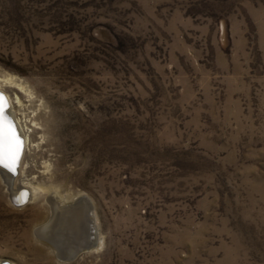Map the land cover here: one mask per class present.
<instances>
[{
	"label": "rangeland",
	"instance_id": "1",
	"mask_svg": "<svg viewBox=\"0 0 264 264\" xmlns=\"http://www.w3.org/2000/svg\"><path fill=\"white\" fill-rule=\"evenodd\" d=\"M0 82L43 189L0 178V263L264 264V0H0ZM57 194L96 215L71 261Z\"/></svg>",
	"mask_w": 264,
	"mask_h": 264
},
{
	"label": "bare ground",
	"instance_id": "2",
	"mask_svg": "<svg viewBox=\"0 0 264 264\" xmlns=\"http://www.w3.org/2000/svg\"><path fill=\"white\" fill-rule=\"evenodd\" d=\"M0 90L5 92L4 89L2 88L1 82H0ZM7 96L9 97L10 104H11V107H10L11 117L15 120L17 124V128L21 131V134L24 136V139H25L24 149H25L29 141L28 136L25 135V133L23 132V128L21 127L22 125L17 120L18 118L15 119L16 116L14 117L13 106H12L13 104L11 102L10 96L8 94ZM20 165H21V162H20ZM18 171H20V168L18 169ZM16 176H14L13 174L9 173L7 170L0 167V178L2 182L5 185H7L8 188L10 189L12 198H15L14 201L18 202L19 204H22V199L27 198L28 194H29L28 200L29 199L36 200L41 196V192H43V189L41 186L39 185L33 186V184L30 183V186H32V192H31L29 191L27 187L21 186L20 184H17V182H15ZM65 197H60L58 194L56 196L50 195V198L53 199V200H50L49 198L50 203L52 204L51 211H50L52 216L50 215L51 219L49 223L46 224L47 227H49V230L46 232V235L44 234L47 240H49L52 243V245L56 247V249H58L56 250L58 253H59V250L63 254L64 253L67 254L71 252L72 250L71 246L75 245L76 243L78 244L80 240L85 239L87 237L86 235H89L90 233L89 223L87 226V222L85 220V215H87L90 218H92L94 222L93 230H92V237H93L92 247H96L97 243L99 242L98 228H97V224L95 221L96 215L93 211L94 207L89 201L90 199L88 198L89 199L88 200L85 196L73 195V198L70 197L71 200L68 201ZM86 209L89 211V214L88 213L86 214L87 212ZM81 212L84 215V221H83V225H81L80 227ZM96 240H97V243H96Z\"/></svg>",
	"mask_w": 264,
	"mask_h": 264
},
{
	"label": "snow or ice",
	"instance_id": "3",
	"mask_svg": "<svg viewBox=\"0 0 264 264\" xmlns=\"http://www.w3.org/2000/svg\"><path fill=\"white\" fill-rule=\"evenodd\" d=\"M8 106L7 97L0 92V167L14 173L22 154L24 141L14 120L7 112Z\"/></svg>",
	"mask_w": 264,
	"mask_h": 264
},
{
	"label": "water",
	"instance_id": "4",
	"mask_svg": "<svg viewBox=\"0 0 264 264\" xmlns=\"http://www.w3.org/2000/svg\"><path fill=\"white\" fill-rule=\"evenodd\" d=\"M0 92H2L8 99V102H9V106H8V109H7V112L8 114L10 115L11 117V114H10V107H11V104H10V100H9V97L7 96V94L5 92H3L2 90H0ZM12 118V117H11ZM13 119V118H12ZM14 120V119H13ZM14 123L16 124L15 120H14ZM16 127H17V124H16ZM18 129V128H17ZM19 130V129H18ZM19 132L21 133V131L19 130ZM22 138H23V149H22V154H21V157H20V160H19V163L17 165V169L16 171L13 173V172H10L9 170H7L6 168L4 167H1L5 170H7L9 173L13 174L14 176H16L18 174V169L20 167V162H21V159H22V156H23V152H24V145H25V139H24V136L22 135ZM28 191V190H27ZM28 197H29V194H28ZM28 197L27 198H24L22 199V204L23 203H26L27 200H28ZM88 199V198H87ZM87 210V209H86ZM89 214V211L87 210L86 214ZM85 220L87 222V226H88V223H89V227H90V233L89 235H86L87 237L83 240H80V242L75 245H72L71 248V252L67 253V254H63L62 252H60L59 250V257L65 261H71L73 259H75L79 254H81L83 251H86L90 248H92L93 246V237H92V230H93V225H94V222L92 220V218H90L89 216L85 215ZM91 220V221H90ZM90 221V222H89ZM88 230V229H87ZM89 237V238H88ZM54 247V246H53ZM56 249V247H54ZM58 250V249H56ZM0 264H12L8 261H4V262H1Z\"/></svg>",
	"mask_w": 264,
	"mask_h": 264
}]
</instances>
